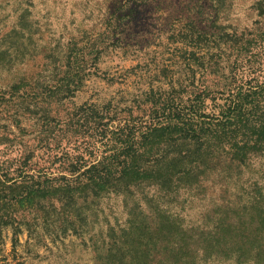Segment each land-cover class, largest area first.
I'll list each match as a JSON object with an SVG mask.
<instances>
[{"label": "rangeland", "instance_id": "obj_1", "mask_svg": "<svg viewBox=\"0 0 264 264\" xmlns=\"http://www.w3.org/2000/svg\"><path fill=\"white\" fill-rule=\"evenodd\" d=\"M240 78L252 115L218 125ZM56 111L79 162L23 172ZM0 135V264H264V0H0Z\"/></svg>", "mask_w": 264, "mask_h": 264}, {"label": "trees", "instance_id": "obj_2", "mask_svg": "<svg viewBox=\"0 0 264 264\" xmlns=\"http://www.w3.org/2000/svg\"><path fill=\"white\" fill-rule=\"evenodd\" d=\"M251 33V29H245L243 31L235 32L233 34V42L235 44H238L237 49L240 50L241 48H243L244 45L240 44L250 38L249 35H251ZM234 80L235 79H233V82L227 86L229 94L225 104L222 105L223 109L219 112V116L216 117V119L218 120V125L220 123H224L233 126V124H238L246 120L248 115H252V109L250 110V112H248L247 105L251 88H247L246 90L244 89V82L242 78H240L238 82H234ZM178 99L179 98L176 95H163L155 97L153 101H151V108L154 109V113H166L167 111H169L171 115L168 117H171V119L175 118L176 122H178V125L183 124L184 126H190L193 124V122H191V120L187 118L186 110L181 109L179 106L173 107V105L176 104ZM75 116L77 115H71L70 112H64L62 114L59 111H56L52 115V121L46 127H40L37 130L31 131H28L25 127H19V130L21 132L20 136H25L26 134L35 135V138H33V140H28L25 145L28 148H34V150L39 148L40 150H42L43 153L42 155L37 156V161L33 166H29L28 168L24 169L23 172H27L35 168V170L38 172L44 171V174H47L49 172L52 173L54 170H52L49 165H51L52 163L55 164L64 156L68 157V162H65L64 164L66 165L67 163L68 166L66 168H68L69 165L73 162H79L76 158H70V156H73L76 153H68L67 149L72 148L73 144H71V142L75 141L77 143L78 141H81L82 138L86 137L89 130L86 127H79L77 124L78 120L76 121ZM164 122V119H161L155 122L154 127H147V129L142 132H145V134L150 135L154 130L164 127ZM33 124L34 123H31V125ZM195 124L200 125L201 123L197 121L195 122ZM36 125L39 124H34L33 126ZM0 136L1 139L5 141L10 140L11 143L17 140L24 142L21 137H17L15 135L11 138L8 137L5 139L2 137V135ZM116 137L121 138L120 135H116ZM77 146L78 147L76 148V150L81 148L79 147V145ZM76 155L78 156L79 154ZM33 156H35V154H33ZM66 168H64L65 171L67 170ZM64 170L62 169L60 171ZM37 181H35V179L33 178L27 180V183H30L32 187H30V189L27 188L26 191L16 192L15 195L11 198V201H21L22 199H27L28 201H30L31 199H35V195H33V193H35L39 189L35 188V186L39 184L36 183Z\"/></svg>", "mask_w": 264, "mask_h": 264}]
</instances>
